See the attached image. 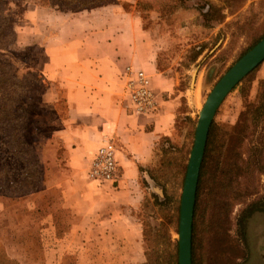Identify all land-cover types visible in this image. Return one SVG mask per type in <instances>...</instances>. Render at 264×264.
Wrapping results in <instances>:
<instances>
[{
  "label": "crops",
  "instance_id": "0c3cea01",
  "mask_svg": "<svg viewBox=\"0 0 264 264\" xmlns=\"http://www.w3.org/2000/svg\"><path fill=\"white\" fill-rule=\"evenodd\" d=\"M31 12L35 70L45 83L40 103L48 108L32 114L27 132L42 181L20 200L36 212L35 227L32 222L26 229L37 233L34 242L18 243L24 250L17 259L22 264H142L143 226L137 214L148 195L145 184L152 181L157 146L174 130L181 105L178 82L158 69L152 34L122 5L70 14ZM128 67L149 76L159 101L156 113L132 112L123 76ZM107 139L117 147L118 179L99 185L88 170ZM3 201L8 206L12 199Z\"/></svg>",
  "mask_w": 264,
  "mask_h": 264
},
{
  "label": "rangeland",
  "instance_id": "374dc122",
  "mask_svg": "<svg viewBox=\"0 0 264 264\" xmlns=\"http://www.w3.org/2000/svg\"><path fill=\"white\" fill-rule=\"evenodd\" d=\"M4 1L16 32V45L3 54L13 59L16 65L12 70L14 76L24 79L16 93L32 98L25 132L27 136L32 114L48 108L42 106L39 100L45 83L35 70L37 47L30 39L33 38L34 22L28 16H32L30 13L35 8L57 14L81 10L54 5L52 0ZM102 4H119L141 17L144 28L155 41L160 70L178 82L181 105L174 130L157 146L156 162L151 168L157 181L145 184L148 195L137 216L143 228H149L146 235L143 234L145 252L158 250L161 254L158 261L169 264L166 252L174 250L177 245L179 264L181 197L199 113L216 83L264 37V0H109L92 7ZM257 68L244 79H248L247 83L243 80L228 95L215 116V123L226 133L237 127L246 103V99L242 98V89L247 85L250 96L254 97L257 93L258 84L264 78V62ZM220 142L222 148L213 149V152H219L214 153L213 158L219 154L222 162L230 168L235 158L232 156L234 151L230 152L228 135L221 134ZM244 148L248 152L247 147ZM19 166L21 164L8 160L0 153L1 169L7 167L16 180L22 177ZM212 166L213 161L209 160L206 164L208 174L201 187L198 219L192 239L193 264H264V157L251 165L252 171L244 173L241 179L236 177L224 183L229 184V188L223 191L218 185L219 195L216 197L220 204L217 207L210 203V197H214L209 192ZM38 187L15 198L9 197L0 188V264H22L17 257L24 249L18 243L35 241L37 231L26 228L32 222L35 227L37 214L30 213L28 203L20 200ZM5 197L12 199L8 206L3 201ZM21 226H25L24 231L20 230ZM5 244H12L13 248H7ZM7 249L16 255H11ZM142 264H146V257Z\"/></svg>",
  "mask_w": 264,
  "mask_h": 264
},
{
  "label": "trees",
  "instance_id": "16d2710c",
  "mask_svg": "<svg viewBox=\"0 0 264 264\" xmlns=\"http://www.w3.org/2000/svg\"><path fill=\"white\" fill-rule=\"evenodd\" d=\"M52 1L54 5L62 4L66 8L84 10L94 5L106 1L108 2L109 0ZM8 12V5L4 0H0V135H2L0 140V153L4 154L8 160L21 164L19 168L22 177L20 180H16L11 176L7 167H3L2 169L0 167V188H2L9 197L15 198L35 190L40 184L42 173L39 169V160L30 142L27 140L25 133L30 109L32 107V98L30 96L23 97L21 93H16V91L20 89L24 79H19L14 76L12 70L16 65L10 56L3 54V52L10 51L16 45V32L12 20L8 16ZM263 38L264 37L261 39ZM259 41H257L255 45ZM158 69H160L159 64ZM250 76L251 74L248 77ZM247 80H244V82L247 83ZM241 94L242 98L246 99V103L239 116L237 127L226 133L215 121L212 124L204 161L200 171L193 231L195 230L198 219V208L203 179L208 174L206 172V164L208 161H213V171L210 173L211 178L209 179L212 183L209 192L210 195L214 197H210V203L215 205L214 207H217L220 204V201L217 202L216 197L219 195L218 185L223 191L229 188V184L224 185V183L231 182L236 177L241 179L244 173L252 171L251 165L257 163V161L264 157V78L260 80L257 93L254 97L250 96V90L248 92L247 85L242 89ZM223 133L227 134L229 137L230 152L232 153L234 151L232 156H234L235 160L230 165V168L229 165L222 162L219 154L216 158H213L214 153H219L218 151L213 152V149L222 148L223 144L220 145V137ZM244 147H247L248 152H245ZM219 167H221V170ZM218 168L220 171L219 174ZM153 171V169L149 170L150 179L152 181H157ZM231 173H234V175L230 176ZM219 178L220 181L218 180ZM145 202L146 200L144 204ZM148 229L149 228L146 226L143 228L144 235H146ZM175 249L166 252L167 255L165 256L169 264H178L177 245H175ZM158 256L161 257L158 250H147L145 252L146 264H161V261H158Z\"/></svg>",
  "mask_w": 264,
  "mask_h": 264
},
{
  "label": "water",
  "instance_id": "95a60500",
  "mask_svg": "<svg viewBox=\"0 0 264 264\" xmlns=\"http://www.w3.org/2000/svg\"><path fill=\"white\" fill-rule=\"evenodd\" d=\"M264 62V38L242 56L216 83L209 94L196 126L194 145L190 153L184 181L178 233L179 264H193V220L200 171L209 133L215 116L228 95L258 66Z\"/></svg>",
  "mask_w": 264,
  "mask_h": 264
},
{
  "label": "built area",
  "instance_id": "2783aa9c",
  "mask_svg": "<svg viewBox=\"0 0 264 264\" xmlns=\"http://www.w3.org/2000/svg\"><path fill=\"white\" fill-rule=\"evenodd\" d=\"M126 78V93L131 110L136 115L153 114L159 108V101L149 76L142 70L126 68L123 75ZM117 147L112 139H107L94 155L88 176L99 185L113 184L118 179V164L116 160Z\"/></svg>",
  "mask_w": 264,
  "mask_h": 264
}]
</instances>
